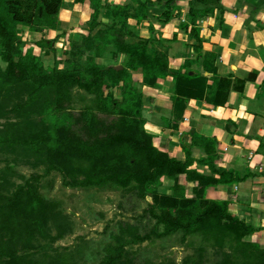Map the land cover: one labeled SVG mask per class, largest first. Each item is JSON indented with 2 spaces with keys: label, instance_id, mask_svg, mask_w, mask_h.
Instances as JSON below:
<instances>
[{
  "label": "trees",
  "instance_id": "1",
  "mask_svg": "<svg viewBox=\"0 0 264 264\" xmlns=\"http://www.w3.org/2000/svg\"><path fill=\"white\" fill-rule=\"evenodd\" d=\"M178 1L127 0L117 5L90 0L88 27L69 41L63 59L57 57L55 43L67 36L61 31L66 0H0V120L7 121L0 129V151H20L30 165L43 168L42 174L30 177L14 166L2 169L0 264H75L54 247L71 232L69 220L41 194L42 181L54 173L61 176L64 188L120 189L153 199L140 217L153 220V227L145 233L134 229L128 241L111 245L100 264H150L137 262L127 247L177 234L184 243L200 239L196 253L184 264H205L208 247L216 256L213 264H264V249L249 240L256 229L231 214L228 201L207 198L209 188L246 178L216 167L217 142L193 135L192 147H201L205 155L198 164L210 170L201 174L192 168L195 160L190 152L185 161L172 157L145 129L144 86L155 88L158 80L173 77V91L179 96L174 102H181L184 109L196 93H205L207 79L191 74L195 61L187 59L178 70L171 68L169 50L176 38L159 39L153 25L149 37L138 30L154 8H162L156 20L164 26L181 18ZM245 2L257 10L264 6V0ZM102 10L109 13L108 23L101 21ZM217 11L224 12L222 0L189 1L188 20L180 28L195 42V60L204 52L199 21ZM131 19L136 26L129 23ZM25 29L35 34L59 32L54 41L36 43L47 61L27 47L21 35ZM121 56L123 62L117 63ZM207 56L205 68L210 70L215 57ZM136 73L142 74L141 83L136 82ZM220 82L221 90L214 96L219 106L231 89L228 79ZM182 108L176 115L182 117ZM182 176L198 184L193 197H187L181 186ZM15 178L23 183L16 185ZM164 179L173 181V186L167 189Z\"/></svg>",
  "mask_w": 264,
  "mask_h": 264
},
{
  "label": "crops",
  "instance_id": "2",
  "mask_svg": "<svg viewBox=\"0 0 264 264\" xmlns=\"http://www.w3.org/2000/svg\"><path fill=\"white\" fill-rule=\"evenodd\" d=\"M102 1L117 5L127 2ZM189 1L177 2L181 18H176L167 26L156 20L161 15L162 8H154L151 11L152 17L140 24L138 30L143 37H149V27L153 25L159 32V39L176 38L169 50L171 68L178 70L187 59L195 61L191 74L199 73L207 79L205 93H196L184 109L181 102H174V98L179 96L173 91V77L158 80L155 88L144 86L145 129L155 137L156 146L172 157L185 161L190 152L195 160L192 168L201 174H208L210 170L199 166L198 161L205 155L201 147H192V137L198 134L217 142L216 167L234 171L246 178L236 184L209 188L207 198L228 201L230 213L256 229L249 240L264 249V6L257 10L243 0L241 10H230L222 5L224 12L217 11L214 16L200 20L204 52L202 57L195 60L198 57L193 49L195 42L180 28L181 23L188 20ZM92 12L90 0L83 3L66 0L61 14V31L67 33L65 38L68 39L62 43L63 37L55 43L57 57L68 51L69 41L79 38V33L88 27ZM100 18L102 22L108 23L109 13L102 10ZM129 23L137 25L133 19ZM25 30L26 34H30L29 38L39 36V40L48 41L53 40L47 39L45 34L59 33L47 31L35 34ZM28 46L43 53L37 45ZM208 54L215 57L214 66L211 65L210 70L205 68ZM63 56L65 58L64 54ZM123 60L124 57L121 56L117 63ZM102 62L108 66L114 65L107 60ZM115 67L122 68L120 65ZM134 78L137 83L143 81L140 73H136ZM222 79L231 81V89L225 104L219 106L215 103L214 96L221 90L219 84ZM181 108L184 109L182 117L176 115V111H181ZM174 122L178 123L176 129L173 128ZM166 180L169 182L166 187L168 189L174 182ZM180 184L186 188L189 198L190 194L193 195V189L198 186L196 182H188L185 176L180 178Z\"/></svg>",
  "mask_w": 264,
  "mask_h": 264
},
{
  "label": "rangeland",
  "instance_id": "3",
  "mask_svg": "<svg viewBox=\"0 0 264 264\" xmlns=\"http://www.w3.org/2000/svg\"><path fill=\"white\" fill-rule=\"evenodd\" d=\"M242 1L222 0V5H226L230 10L236 8L241 10ZM25 31L20 30L22 38L28 41V45L34 47L41 38H38L39 36L29 38L30 34H26ZM57 35L56 33L45 34L47 39L53 41ZM67 39L64 37L62 43ZM32 49L35 54L44 58V52L41 54L39 49ZM58 56L64 59L63 54ZM46 59L47 57L44 58ZM46 66H50L48 62ZM6 124L5 119L0 120V129ZM20 153L17 150L0 151V174L5 166L16 167V171L26 177H30L33 173H43V168L30 165ZM12 181L16 185L23 183L19 178ZM163 185L167 187L169 182L164 179ZM42 186L41 194L56 203L63 217L69 220L71 232L54 247L67 254L70 263L74 261L75 264H100L105 250L111 245L116 246L120 242L128 241L134 229L138 231L141 229V232L145 233L153 227V220L150 218L140 219L148 204L153 203L151 197L143 200L132 191L125 192L120 189L86 191L64 188L61 176L56 173L45 178ZM190 197L193 195L190 194ZM162 229L160 227V231ZM189 241L194 244L189 246ZM189 241L182 242L181 234H177L167 239H154L144 244L129 246L127 250L133 252L134 258L140 263L149 261L150 264H184L185 258L194 255L200 246L199 238ZM206 257L205 264L214 263L216 256L212 248L208 247Z\"/></svg>",
  "mask_w": 264,
  "mask_h": 264
},
{
  "label": "water",
  "instance_id": "4",
  "mask_svg": "<svg viewBox=\"0 0 264 264\" xmlns=\"http://www.w3.org/2000/svg\"><path fill=\"white\" fill-rule=\"evenodd\" d=\"M116 69H118V70H119V69H121V67H117Z\"/></svg>",
  "mask_w": 264,
  "mask_h": 264
}]
</instances>
